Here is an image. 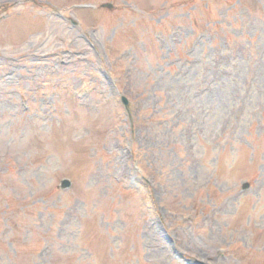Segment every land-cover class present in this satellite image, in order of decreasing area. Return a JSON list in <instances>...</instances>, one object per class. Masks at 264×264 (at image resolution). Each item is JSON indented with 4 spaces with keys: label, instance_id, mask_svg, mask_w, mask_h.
I'll list each match as a JSON object with an SVG mask.
<instances>
[{
    "label": "rangeland",
    "instance_id": "rangeland-1",
    "mask_svg": "<svg viewBox=\"0 0 264 264\" xmlns=\"http://www.w3.org/2000/svg\"><path fill=\"white\" fill-rule=\"evenodd\" d=\"M195 261L264 264V0H0V264Z\"/></svg>",
    "mask_w": 264,
    "mask_h": 264
},
{
    "label": "bare ground",
    "instance_id": "bare-ground-1",
    "mask_svg": "<svg viewBox=\"0 0 264 264\" xmlns=\"http://www.w3.org/2000/svg\"><path fill=\"white\" fill-rule=\"evenodd\" d=\"M116 174L118 175V178H120V179H123L125 176H124V170L123 169H119L118 171H116ZM229 203V200L227 199V200H225L224 202H223V204H221V207L219 208V209H221L222 210V208L224 209V208H226L225 207V205H227ZM219 209H216V210H218L219 211ZM216 210H214V211H216ZM155 223H153V221H151V220H147V221H145L144 222V225H145V229H146V232H145V234H144V236H145V240L147 241V243L148 244H150V245H152V246H154L155 245V243H154V241L152 240V239H150V238H148V236H151L149 233L150 232H152L153 234H155L154 233V231H153V225H154ZM182 237L185 239V241L182 243V246L183 247H188L190 250H195L196 249V247H197V243L195 242V241H193V239H194V237H189L188 236V233L185 231V230H183L182 231ZM191 238H193V239H191ZM207 238L205 237L204 238V240H206ZM197 242H199L200 243V241H198L197 240ZM178 249L176 248V251H177ZM163 250L161 249V252H162ZM175 251V252H176ZM176 253H178V252H176ZM179 254V253H178Z\"/></svg>",
    "mask_w": 264,
    "mask_h": 264
},
{
    "label": "water",
    "instance_id": "water-1",
    "mask_svg": "<svg viewBox=\"0 0 264 264\" xmlns=\"http://www.w3.org/2000/svg\"><path fill=\"white\" fill-rule=\"evenodd\" d=\"M70 184V182L68 180H63L62 181V187L65 188V187H68Z\"/></svg>",
    "mask_w": 264,
    "mask_h": 264
}]
</instances>
